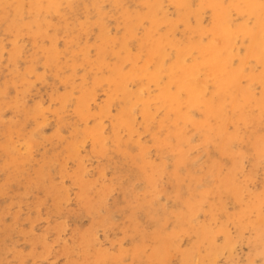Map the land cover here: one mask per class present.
Segmentation results:
<instances>
[{
	"label": "rangeland",
	"instance_id": "rangeland-1",
	"mask_svg": "<svg viewBox=\"0 0 264 264\" xmlns=\"http://www.w3.org/2000/svg\"><path fill=\"white\" fill-rule=\"evenodd\" d=\"M208 1L59 0L56 11L43 0L39 12L34 0L0 2V262L227 264L249 259L250 251L258 257L264 166L254 143L264 128L262 108L255 101L244 108L237 92V107L227 98L224 129L233 131H225L223 148L217 120L210 118L211 130L200 120H207L204 105L182 106L191 119L181 120L161 99L177 49L219 45L213 15L200 7ZM15 4L27 6V19L24 10L18 17L5 7ZM250 17L232 11L231 30L255 28ZM161 36L179 46H166L155 82L147 75L157 66L149 50ZM235 43L232 69L241 67L250 39L236 35ZM201 60L196 49L186 56L187 64ZM244 68L250 80L240 87L261 100L264 64L249 58ZM197 82L205 91L217 87L204 72ZM136 96L150 101L149 114L139 102L129 128L126 111ZM243 173L247 179L237 180ZM230 178L239 199L224 185Z\"/></svg>",
	"mask_w": 264,
	"mask_h": 264
},
{
	"label": "bare ground",
	"instance_id": "bare-ground-1",
	"mask_svg": "<svg viewBox=\"0 0 264 264\" xmlns=\"http://www.w3.org/2000/svg\"><path fill=\"white\" fill-rule=\"evenodd\" d=\"M4 1V0H0ZM47 6L49 9L55 8L59 0H46ZM43 0H34L32 9L36 12L40 10H44L46 7L43 6L41 3ZM247 3H254L259 5L260 2L258 0H236L231 4H247ZM224 4L223 0H210L208 4ZM47 8V10H48ZM152 12H157L158 5L154 4L151 7ZM54 10L57 11L55 8ZM236 10L238 13L245 15L247 13V17L254 16L256 17V27L252 28L245 23L236 32H233L230 28L231 23V13L232 11ZM215 13V18L213 17V36L219 41V45L216 46L210 42L209 45H202L201 41L191 44L184 49H177L176 58L173 62L171 68L168 70V73L171 77L172 82L168 85L170 86L175 85L177 87V91L175 93L169 92V87H165L162 89L161 99L167 102L168 108H172L173 111L176 112L179 119H191L188 116L187 112H182V106H187L188 108L201 105L197 100V94H203L205 92V85H200L197 82L198 77L200 76L201 72H204L207 76V79L215 80L217 83L216 91L218 95L215 98V105L212 106L209 103H204L205 108V115L207 119L215 118L217 120V126L215 128V132L218 135L224 136L226 138L223 148L226 145V141L230 140L225 133V123L230 122L225 113V102L228 97H231L235 92L242 95L244 100V108L246 106H251L255 101L256 106L259 108L261 107L262 101L256 99L255 95L251 93L248 87H240L241 81L246 78L248 80L249 77L244 75V67L247 63V59L254 58L259 63L264 64L261 60L262 52H264V43L262 42V37L264 35V25H262L261 18H260V10L259 8L255 9H224V8H217L213 10ZM153 19V18H152ZM161 23H168L166 18L164 17L161 19ZM198 24L202 23L201 19L197 17ZM160 25L158 20L155 22V26ZM132 32V31H131ZM243 35V38L250 39V45L247 47V55L245 58L240 60L242 62L241 67L238 69H232L231 65L233 64L234 58L236 57V35ZM166 46L176 47L179 46L178 41L173 39L172 37L168 36H161L159 39L152 41L151 49L149 50L150 58L157 59V66L156 71L152 74H147L152 81H159L161 79V67L162 62H164V58L166 56L165 48ZM198 50L200 53L202 60L199 63H186V56L191 53L192 50ZM208 83V82H207ZM123 92L130 97L129 92L127 91V87L125 84L121 86ZM181 89L183 90V94L185 95V99L183 102L178 100V96L181 94ZM207 89V88H206ZM234 106L237 107V99L235 96H232ZM141 102L142 104V112L143 114L148 117L149 112V103L150 101H145L142 98H137L133 102H131L130 107L126 111V123L129 128H132L133 122V114L132 111L135 109L136 105ZM246 115V114H244ZM249 116V115H248ZM243 118H246L243 116ZM228 120V121H227ZM211 130L207 124H204ZM178 138L183 139L184 137L182 134L178 135ZM86 143V142H85ZM254 150L256 152V158L258 161L261 160L260 156V139L257 140V143H254ZM182 158V154H180L179 160ZM240 157H236L235 161L238 160ZM56 165V164H55ZM239 169V168H238ZM230 182H227L225 187H229L230 189L234 190V194L237 199H239V192L240 186H237L235 180L233 178L229 179ZM231 244L228 243V247ZM221 249H217L219 252ZM216 253V251H215Z\"/></svg>",
	"mask_w": 264,
	"mask_h": 264
},
{
	"label": "snow or ice",
	"instance_id": "snow-or-ice-1",
	"mask_svg": "<svg viewBox=\"0 0 264 264\" xmlns=\"http://www.w3.org/2000/svg\"><path fill=\"white\" fill-rule=\"evenodd\" d=\"M6 8H15L17 10V16L21 17V10H24L25 15L22 16L21 18L23 19H27V6L23 5V4H15V5H6ZM33 7H36L35 5H33ZM174 7L176 8H183V7H188V5L185 4H177L174 5ZM201 8L205 9V14H209L211 13L213 15V17L215 18V13H214V9L217 8H224V9H255V8H259L260 10V18H261V22L262 25H264V0H260L259 5H256L254 3H247V4H209V5H201ZM234 15V14H233ZM245 15H247V13H245ZM7 19V18H6ZM249 23H251V17H249ZM161 31H163V29H161ZM261 60L262 62H264V52H262L261 55ZM123 71H127V68L125 67L123 69ZM241 86H243V82L241 81ZM171 92L175 93L176 92V88L173 87L172 89H170ZM210 93V94H209ZM218 95L216 89L209 87L207 89V91H205L203 94H197V100L198 102L203 105L204 103H209L210 105L214 106L215 105V98ZM185 99L184 95H183V90L181 89V94L178 96V100L180 102H183ZM261 107H262V123H264V95H262L261 97ZM200 120L207 124L209 127H214L215 125V121L213 119H207L205 120V118L203 116L200 117ZM225 131H227L229 134L232 133L233 131V127L232 125H229L227 127V129H225ZM233 149H235V144H233ZM260 156H261V163L262 166H264V128H262V132H261V137H260ZM241 176H243L244 179H247V174L243 173V174H239L237 176V180H239L241 178ZM261 200H262V215H264V192L261 193ZM225 243H227V240H225ZM249 259H242V260H231L228 261L227 264H264V224H262V231H261V246H260V251L258 254L257 258H251V251L249 252ZM0 264H33V261L31 260H24V259H17V260H13V261H2L0 262ZM38 264V262H37ZM97 264H100V262H97ZM116 264H128V261H118L116 262ZM165 264H176L175 261H171V262H165ZM181 264H197L196 261L193 260H183L181 261ZM204 264H208L207 261L204 262ZM212 264H226V262L224 260H218V261H213Z\"/></svg>",
	"mask_w": 264,
	"mask_h": 264
}]
</instances>
